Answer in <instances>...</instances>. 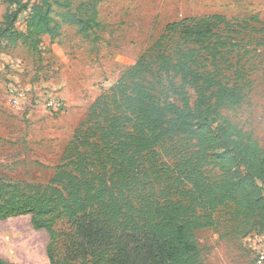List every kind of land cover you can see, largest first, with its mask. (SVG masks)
I'll list each match as a JSON object with an SVG mask.
<instances>
[{"label":"rangeland","instance_id":"374dc122","mask_svg":"<svg viewBox=\"0 0 264 264\" xmlns=\"http://www.w3.org/2000/svg\"><path fill=\"white\" fill-rule=\"evenodd\" d=\"M69 1L74 8L96 3L101 26L84 36L78 27L64 22V9L54 7L58 33L36 36L35 49L27 36L40 5L30 0L14 26L22 36L0 38V180L49 184L76 132L87 130L84 124L96 101L110 94L125 72L151 52L169 25L196 18L221 16L231 24L221 26L217 50H212L217 38L210 39L209 49L188 47L178 29L163 42L167 54L177 58L178 51L200 50L202 70L215 72L228 87L242 89L243 103L223 107L220 121L235 126L244 138L264 149V0ZM17 8L0 0V28ZM36 28L33 24L31 30L37 32ZM147 59L156 76L144 83L160 103L181 105L180 78ZM185 90L194 104L195 89ZM52 98L60 101L59 109L47 107ZM199 148L197 139L182 135L163 141L144 156L139 180L145 191L156 200L178 199L179 166ZM211 154L194 159L196 174L186 180V190L196 192L205 184L219 182L224 172ZM219 186L214 189L218 191ZM236 206L218 208L212 213L216 227L196 232L204 264H264V228L256 226L254 215ZM56 228L67 231L71 225ZM49 242L48 232L34 229L30 216L0 220V257L7 261L50 264Z\"/></svg>","mask_w":264,"mask_h":264},{"label":"trees","instance_id":"16d2710c","mask_svg":"<svg viewBox=\"0 0 264 264\" xmlns=\"http://www.w3.org/2000/svg\"><path fill=\"white\" fill-rule=\"evenodd\" d=\"M37 1L40 6L27 36L35 49L36 36L58 33L54 7L64 9V22L84 36L101 26L96 3L74 8L69 0ZM8 2L18 8L0 28V38L16 40L22 35L14 30L15 22L30 0ZM227 23L214 16L169 25L151 52L125 72L110 94L96 101L84 124L87 130L76 132L49 184L0 180V220L30 216L34 229L46 230L50 264H204L196 232L216 227L212 213L220 207L237 205L264 228V149L220 121V110L240 106L246 95L222 84L215 72L202 70L200 50L178 51L174 58L163 43L179 29L188 47L209 49L210 39L217 38L212 44L216 51L222 41L218 33L222 25H231ZM33 24L37 32L31 30ZM148 57L180 78L181 105L160 103L144 83L156 76ZM188 86L195 89L194 104L185 90ZM182 135L197 139L200 148L179 166V198L156 200L139 180L142 160L163 141ZM209 151L224 172L220 183L186 190V180L196 174L194 159L207 157ZM58 224L71 229L60 231ZM0 264L16 263L0 257Z\"/></svg>","mask_w":264,"mask_h":264},{"label":"built area","instance_id":"2783aa9c","mask_svg":"<svg viewBox=\"0 0 264 264\" xmlns=\"http://www.w3.org/2000/svg\"><path fill=\"white\" fill-rule=\"evenodd\" d=\"M17 103V101H16ZM62 105L60 104L59 100H56V98H52L51 100H48L47 107L53 108L54 110L59 109Z\"/></svg>","mask_w":264,"mask_h":264}]
</instances>
